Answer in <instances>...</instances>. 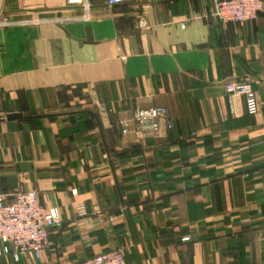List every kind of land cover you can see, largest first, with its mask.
I'll return each instance as SVG.
<instances>
[{"label": "crops", "instance_id": "1", "mask_svg": "<svg viewBox=\"0 0 264 264\" xmlns=\"http://www.w3.org/2000/svg\"><path fill=\"white\" fill-rule=\"evenodd\" d=\"M217 1L0 0V192L62 218L40 257L0 243V264H264V14L222 23ZM153 106L172 128L138 133Z\"/></svg>", "mask_w": 264, "mask_h": 264}, {"label": "built area", "instance_id": "2", "mask_svg": "<svg viewBox=\"0 0 264 264\" xmlns=\"http://www.w3.org/2000/svg\"><path fill=\"white\" fill-rule=\"evenodd\" d=\"M83 0H68L70 3H81ZM110 6L122 4L124 0H106ZM260 14H264V0H218L213 15L222 23L245 24L255 22ZM13 22L7 16L0 20V26L11 25ZM145 24V19L141 20ZM185 24V23H184ZM228 93L245 97L250 112L257 109L256 93L249 81L228 82ZM134 120L138 133H155L160 129L161 120H165L168 128H172L168 110L165 106L137 108ZM123 131H128V124L122 121ZM76 194V189H72ZM12 199L6 200V195L0 192V243L3 251L11 254L16 260L22 256L40 257L50 246V230L61 224L62 218L56 206L46 207L38 199V193L33 189L16 187L11 192ZM80 215H87L84 204L77 206ZM185 237L184 240H188ZM77 264H128L123 248L94 255Z\"/></svg>", "mask_w": 264, "mask_h": 264}, {"label": "water", "instance_id": "3", "mask_svg": "<svg viewBox=\"0 0 264 264\" xmlns=\"http://www.w3.org/2000/svg\"><path fill=\"white\" fill-rule=\"evenodd\" d=\"M20 117H22L21 113H10L7 115L8 119H14V118H20Z\"/></svg>", "mask_w": 264, "mask_h": 264}]
</instances>
